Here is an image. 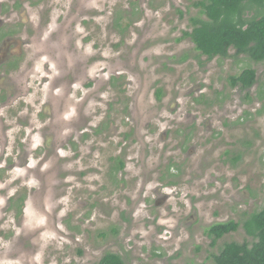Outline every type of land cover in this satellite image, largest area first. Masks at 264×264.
<instances>
[{
	"label": "rangeland",
	"instance_id": "obj_1",
	"mask_svg": "<svg viewBox=\"0 0 264 264\" xmlns=\"http://www.w3.org/2000/svg\"><path fill=\"white\" fill-rule=\"evenodd\" d=\"M198 1L41 0L29 19L13 15L30 43L4 76L26 94L8 104L0 88V264H94L108 252L210 264L226 242L253 241L241 225L213 246L207 228L264 207V61L233 48L208 59L178 39L207 18ZM249 67L255 85L233 88ZM172 157L182 170L169 183Z\"/></svg>",
	"mask_w": 264,
	"mask_h": 264
},
{
	"label": "trees",
	"instance_id": "obj_2",
	"mask_svg": "<svg viewBox=\"0 0 264 264\" xmlns=\"http://www.w3.org/2000/svg\"><path fill=\"white\" fill-rule=\"evenodd\" d=\"M196 5L201 6L207 18L193 17V29L178 39L191 38L197 51L208 59L228 57L233 48L235 55L248 54L255 61H264V0H200ZM255 81L256 70L251 67L231 76L232 86L240 83L242 88H248ZM241 225L253 241L226 242L219 252L213 253L210 264H264V207L247 214L242 221L231 219L209 226L212 245ZM94 264L126 263L119 254L108 252Z\"/></svg>",
	"mask_w": 264,
	"mask_h": 264
},
{
	"label": "flooded vegetation",
	"instance_id": "obj_3",
	"mask_svg": "<svg viewBox=\"0 0 264 264\" xmlns=\"http://www.w3.org/2000/svg\"><path fill=\"white\" fill-rule=\"evenodd\" d=\"M37 2H41V0H36V1H33V0H0V88L1 87L6 88V94H8L9 96V98L7 99L8 104L13 103V99L17 98L18 94L23 95V94H26L27 92L26 84L22 87L23 91L22 92L20 91L18 93V88L16 87L14 81L11 80L12 78H9L10 79L9 82H5L4 76L5 75L11 76L12 73L16 72V70L19 67L20 59L25 53L24 47L30 43V38H29L30 26L27 20L23 19L22 21L24 22V24H22L18 20H14L13 15L21 14L23 18L29 19L31 17V14ZM254 85L255 83L251 85V87L242 88L241 84L238 83V84L233 85L232 87L233 88L237 87L241 91L242 90L246 91V90H250ZM29 108H30V111H29V114H30V112L34 110V107L32 104H30ZM47 110L48 109L45 108L44 112H46ZM26 115L29 117L28 112ZM241 117L242 116L237 117L236 120H230L231 121L230 129L231 128L233 129L237 126L238 121L243 118ZM246 118L247 117L243 119L245 120ZM177 122L178 121L171 120L170 125H175V123ZM193 124H194V121H193ZM193 124L191 126L186 125L187 128H185V130H182V132L181 131L179 132L177 138H181V144L177 146L178 150L182 151L180 147L190 142L189 140L193 132H195V131L190 130L193 128ZM2 126H3L2 122L0 121V137L3 138V133H7V131L5 130L3 132ZM222 126L225 129L228 128L227 124L224 122H222ZM60 130L61 129L58 128L55 134L56 137L59 136ZM168 134L169 132L165 133L166 138ZM51 138L54 139L55 137L53 136ZM174 147L175 146H172L171 148L174 150ZM125 160L126 159L123 158L122 155L120 156L117 155L116 157H113L112 161H115L116 163L112 165V170H114L115 172L116 171L120 172L121 170L123 171L127 164ZM122 163L124 164L123 168H120V165ZM10 165H13V164L11 163ZM181 168H182V165L174 162V159L172 157L170 159V162L168 163L167 168L164 169L161 176L164 179L168 180L169 183L170 181L174 183L175 178L181 174L179 172V170H182ZM175 169L178 170V174H175L173 172ZM155 191L157 192V194L162 193V191L159 188L155 189ZM170 196H171L170 194L166 193L160 196L157 200H155V203L158 204L160 202L166 201L167 198H169ZM193 212L196 213V209H194ZM207 234L208 236H210L208 232Z\"/></svg>",
	"mask_w": 264,
	"mask_h": 264
}]
</instances>
